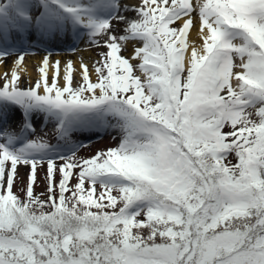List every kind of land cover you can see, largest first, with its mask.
<instances>
[{"label":"snow or ice","instance_id":"obj_1","mask_svg":"<svg viewBox=\"0 0 264 264\" xmlns=\"http://www.w3.org/2000/svg\"><path fill=\"white\" fill-rule=\"evenodd\" d=\"M194 16L203 44L189 52ZM69 31L103 41L97 80L82 63L73 87L68 61L60 86L59 61L46 55L39 79L21 88L16 69L29 50ZM122 42L133 45L129 58ZM10 56L0 264H264V0H0V65ZM17 110L19 131L9 130ZM34 115L65 144L109 128L119 143L73 159L78 144L65 156L59 142L29 139ZM45 162L42 200L33 185ZM21 165L30 167L24 199L13 191Z\"/></svg>","mask_w":264,"mask_h":264},{"label":"rangeland","instance_id":"obj_2","mask_svg":"<svg viewBox=\"0 0 264 264\" xmlns=\"http://www.w3.org/2000/svg\"><path fill=\"white\" fill-rule=\"evenodd\" d=\"M129 3L131 2V5L137 4L139 0H120V3L124 5L123 3ZM193 3H195V0H193ZM123 13V12H122ZM129 15L128 17H132V12H127ZM198 21V17L194 16V24H196ZM125 27L124 23H121L120 26L114 29V34L121 35L122 29ZM68 35V34H67ZM60 41V38H56L52 41H43L40 44H38L36 47L29 50L28 54L25 55L24 60L22 61L19 68L16 69L17 73L19 72V69L22 67V70H26L28 64H30L32 67H29L33 70L36 77L35 78H29L26 74H22L20 77V87L21 88H30L32 85L35 84V82L39 79V72L38 69L40 67L39 62H32L34 58L30 57L32 55L36 54H43L44 52L49 53H56L60 54V56H63L62 59H55V61H59L60 64V70L63 71L65 69V65L68 61L72 62L73 69H74V80H73V87L78 86L81 77L79 75L80 70L77 66V62L84 63L87 61L86 64L88 66L89 75L91 81L95 82L97 80V75L95 72V69L93 67L94 63L96 61L100 60V53L107 51V49L103 46V41H98V44H89L87 42V39L82 42L79 49H76V47L72 48H57V45ZM125 43V42H122ZM131 44V43H129ZM128 43H125L124 49L121 51V55L125 58H129L133 53V45H129ZM51 45V46H50ZM139 46V45H138ZM86 52V56L84 57L83 53ZM67 54L66 57L64 55ZM75 54H78L79 56L74 57ZM83 56V57H82ZM16 59L14 56H10L8 64L4 63L3 65H0V85L4 83V74L7 72L11 73L12 64L13 61ZM28 63V64H27ZM130 63H136L134 60H130ZM13 70V69H12ZM238 70V69H237ZM52 75L48 74L49 82H51ZM61 81V80H60ZM59 83V80H58ZM62 82L59 84L60 86H63ZM41 91V90H40ZM111 119V118H109ZM22 122V118L20 115L19 110L16 111L14 117L9 122V130L19 131V125ZM32 123L35 127V133L29 136V139H35L36 137H43L46 139L50 144H59L62 146L60 149L61 154L65 156H70L71 152L69 151V148L73 143L80 145L78 148L75 149V156L73 159H79V158H89L93 155H95L98 151H104L110 148H114L119 143L120 139V133L118 130L115 129H93V130H83V131H76L71 134L70 141L68 144H65L63 140L58 141V138L55 134V124L53 122H46L44 120L43 115H34L32 117ZM89 132L90 134H93L91 138L88 140L83 139L82 133ZM115 137V139L113 138ZM62 161L56 160V163L59 164ZM30 171V167L26 166H18V177L16 179L13 191L14 192H21L20 190H25V185L27 182V176ZM45 171H46V162L42 165L37 166V174H36V180L33 185L34 188V194L36 196H39L40 198H46L47 199V184L45 181ZM74 183V181H73ZM23 191V190H22ZM44 193L43 196L40 194ZM38 194V195H37ZM23 199H24V191H23Z\"/></svg>","mask_w":264,"mask_h":264},{"label":"bare ground","instance_id":"obj_3","mask_svg":"<svg viewBox=\"0 0 264 264\" xmlns=\"http://www.w3.org/2000/svg\"><path fill=\"white\" fill-rule=\"evenodd\" d=\"M122 4V3H121ZM123 4H128V5H131V2H129V3H123ZM122 15H125V16H128L129 14L127 13V12H123V13H121ZM197 23L196 24H194V27L193 28H191L190 30H189V33H188V36H187V43H188V45H189V52H190V50H191V47H193V46H195V47H197L198 49L202 46V44H203V40H202V38H200V36H199V20L198 21H196ZM112 24H113V28H117L118 26H120L121 25V23H118L117 21H115V20H113L112 21ZM174 27H177V28H179L180 27V22H177L175 25H173ZM68 34V35H67ZM66 35H63V36H60L59 38H60V41H59V43H58V45H57V48H72V47H76V49H79L80 48V45L82 44V42H84L85 40H86V38H80V39H76V38H74L73 36H72V34H71V32L69 31L68 33H67ZM129 44V43H128ZM129 45H132V44H129ZM51 46V45H50ZM86 52L87 51H85L83 54V56L85 57L86 56ZM48 56V58H49V62H50V65L52 64V63H54V62H56L55 61V59H62L63 58V56H60V54H56V53H49V52H44L43 54H36V55H32V56H30V57H32V58H34V59H32L33 61L32 62H39V64H40V66H41V62H42V60H43V58L45 57V56ZM67 56V54H65L64 55V57H66ZM77 56H79L78 54H75V56L74 57H77ZM82 56V57H83ZM14 57V56H13ZM9 59H10V57H8L7 58V60L5 61V63L6 64H8V62H9ZM88 62L87 61H85L83 64L84 65H86ZM28 64V63H27ZM60 62H59V67H60ZM77 64V66H78V68H79V70L81 71V69H80V66H81V62H77L76 63ZM64 65H66V64H64ZM28 66L29 67H32L30 64H28ZM27 66V68H26V70H22L23 68L21 67L20 69H19V72H18V74L21 76L22 74H26L29 78H35L36 77V75H35V73L33 72V70L31 69V68H29ZM13 67H14V65L12 64V69H13ZM12 69H11V71H12ZM18 71V70H17ZM63 71H61L60 70V79H59V84H61L62 82H63V80H62V76H63V74L64 73H62ZM48 74L49 75H53V69L51 68V66H49V68H48ZM61 80V81H60ZM20 84H22V83H20ZM42 91V90H41Z\"/></svg>","mask_w":264,"mask_h":264},{"label":"trees","instance_id":"obj_4","mask_svg":"<svg viewBox=\"0 0 264 264\" xmlns=\"http://www.w3.org/2000/svg\"><path fill=\"white\" fill-rule=\"evenodd\" d=\"M232 162L233 163H235V159L233 158L232 159ZM26 187H27V182H26V185H25V190H26ZM21 192H15L16 193V195H18L21 199H23V191L22 190H20ZM38 195V194H37ZM40 199H42V200H46V198L44 197V198H40Z\"/></svg>","mask_w":264,"mask_h":264}]
</instances>
